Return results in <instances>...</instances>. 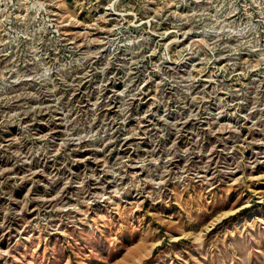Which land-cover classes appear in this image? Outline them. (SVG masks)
Wrapping results in <instances>:
<instances>
[{"label":"rangeland","instance_id":"rangeland-1","mask_svg":"<svg viewBox=\"0 0 264 264\" xmlns=\"http://www.w3.org/2000/svg\"><path fill=\"white\" fill-rule=\"evenodd\" d=\"M0 264H264V0H0Z\"/></svg>","mask_w":264,"mask_h":264}]
</instances>
